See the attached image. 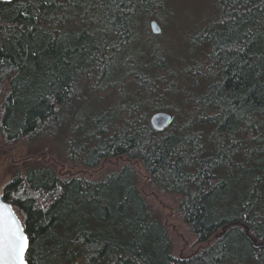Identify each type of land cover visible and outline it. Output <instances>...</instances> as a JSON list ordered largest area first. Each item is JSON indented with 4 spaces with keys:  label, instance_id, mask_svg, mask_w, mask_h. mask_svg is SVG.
<instances>
[{
    "label": "trees",
    "instance_id": "trees-1",
    "mask_svg": "<svg viewBox=\"0 0 264 264\" xmlns=\"http://www.w3.org/2000/svg\"><path fill=\"white\" fill-rule=\"evenodd\" d=\"M168 2L0 0L3 141L84 169L127 161L98 179L29 166L4 185L27 264H264V0H202L177 57L149 28ZM138 164L201 251L172 254Z\"/></svg>",
    "mask_w": 264,
    "mask_h": 264
},
{
    "label": "rangeland",
    "instance_id": "rangeland-1",
    "mask_svg": "<svg viewBox=\"0 0 264 264\" xmlns=\"http://www.w3.org/2000/svg\"><path fill=\"white\" fill-rule=\"evenodd\" d=\"M202 0H169L165 6L168 17L166 22L154 18L160 25L161 32L158 35L169 47L173 56H179L185 43V38L193 28L194 19L199 15ZM153 20V19H152ZM202 25V23H201ZM51 144V143H49ZM54 148V150H53ZM53 144L52 147L45 142L39 145L37 139H22L16 143H6L0 136V193L4 185L11 180L16 173L23 174L29 166L49 165L61 175H77L89 179H98L108 170L121 167L125 159L110 160L94 169H84L78 164H70L60 157ZM60 149V147H59ZM139 173L141 183L138 186L148 201L158 208L160 218L164 224L172 243V254L176 257H186L195 254L205 244L196 243V236L189 226L179 217L177 209V197L173 195H161L150 190L146 185V174L138 165H134Z\"/></svg>",
    "mask_w": 264,
    "mask_h": 264
},
{
    "label": "snow or ice",
    "instance_id": "snow-or-ice-1",
    "mask_svg": "<svg viewBox=\"0 0 264 264\" xmlns=\"http://www.w3.org/2000/svg\"><path fill=\"white\" fill-rule=\"evenodd\" d=\"M28 248V238L10 207L0 204V264H26Z\"/></svg>",
    "mask_w": 264,
    "mask_h": 264
},
{
    "label": "water",
    "instance_id": "water-1",
    "mask_svg": "<svg viewBox=\"0 0 264 264\" xmlns=\"http://www.w3.org/2000/svg\"><path fill=\"white\" fill-rule=\"evenodd\" d=\"M149 28H150L151 33L154 35H158L161 32L160 25L158 24V22L155 19L150 21ZM171 121H172V114L169 112H165V111L154 113L150 117V120H149L152 128L156 131H159V132L165 130L169 126ZM0 204H3V205L10 207L11 212L13 213L15 218L18 220L19 225H20L24 235L27 237L25 230H24V227H23V224H22V221L20 220V218L18 217V215L14 211L12 205L3 199L1 194H0ZM28 244H29V241H28ZM26 253H27V251H26ZM25 259H26V254H25ZM26 264H27V261H26Z\"/></svg>",
    "mask_w": 264,
    "mask_h": 264
}]
</instances>
